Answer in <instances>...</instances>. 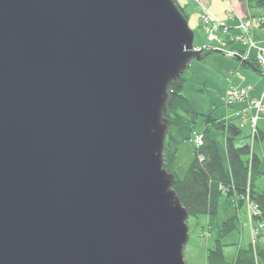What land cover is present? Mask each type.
Wrapping results in <instances>:
<instances>
[{"label":"water","instance_id":"obj_1","mask_svg":"<svg viewBox=\"0 0 264 264\" xmlns=\"http://www.w3.org/2000/svg\"><path fill=\"white\" fill-rule=\"evenodd\" d=\"M194 42L173 0H0V264H186L164 149Z\"/></svg>","mask_w":264,"mask_h":264},{"label":"trees","instance_id":"obj_2","mask_svg":"<svg viewBox=\"0 0 264 264\" xmlns=\"http://www.w3.org/2000/svg\"><path fill=\"white\" fill-rule=\"evenodd\" d=\"M242 1L247 2L250 10L257 15L264 30V0ZM178 6L184 12L183 6ZM214 53L219 51L211 50L206 55ZM253 66L258 74L262 73L257 64ZM188 81L181 79L169 90L166 118L170 125L165 141L164 166L175 175L173 189L188 211L189 219L196 220L198 224L200 217L208 220L206 227L200 226L214 237V245L207 252L206 264H264V184L259 186L257 182L264 176L263 162L250 145H237L242 136L237 119L217 115L215 108L204 114L197 111L186 95L190 85ZM194 90L198 94L206 93L197 86ZM200 120L202 130L197 128ZM256 135L257 143L261 132H256ZM187 142L193 143L194 158L185 176L180 178L175 168L179 148ZM248 203L256 207L251 218L259 229L257 240L260 244L254 246L250 242L245 248L240 246L239 239L233 242L225 240L239 230L240 210ZM229 211H233L230 216ZM234 247L236 255L230 259L226 249Z\"/></svg>","mask_w":264,"mask_h":264},{"label":"rangeland","instance_id":"obj_3","mask_svg":"<svg viewBox=\"0 0 264 264\" xmlns=\"http://www.w3.org/2000/svg\"><path fill=\"white\" fill-rule=\"evenodd\" d=\"M173 2L183 16H185V14L187 15L189 26L195 33V45L199 47L210 43V40H214L215 36L218 39L222 38L226 33L218 31L214 25H211L212 23L208 24L204 21L203 15L205 13L208 14L210 19H215V17L209 12V9L218 13H221L223 9H229L228 11L230 12L233 9L236 15L245 18L249 24L247 28L248 34L243 36L246 39V44L242 42L237 43L239 48L231 53V57L228 54L223 55L219 52L210 55L211 59L205 63L193 61L191 69H193L194 72L203 77L205 76L207 79L217 83L220 87H225L232 84L237 78L243 79L242 76L245 73H250L252 70L255 71L256 75L259 77L260 86L264 84V66L263 64L260 65V62L264 61V42L262 41V45L257 43V41H260L258 18L257 15L250 10L247 2L240 0H231L229 3L223 0H191V2L189 0H173ZM178 4L183 6L185 14ZM187 17L185 16V19H187ZM196 46H194L195 51H197ZM217 47L226 49V45L221 43H219ZM216 51L218 52V49H216ZM205 55L204 52L203 59ZM255 55L259 56V60L256 61L255 64H257L260 70H262L261 74H258L254 69H247L245 67L247 66L246 62L249 63ZM191 69L190 71H192ZM238 69L239 73L237 72ZM187 75L188 73H185L184 77H187ZM205 92V94H198L193 87L189 85L187 87V93H185L192 101L197 111L203 114L209 112L212 108V96L217 100V107L215 109L216 114H221V112H224V109L226 110L230 107L237 115H241L240 121L244 124L246 129L242 130V136L237 141V145L244 146L252 144V140L256 137L255 133H253L254 136L249 139V131L257 129L256 125L258 124L259 127H262L264 124V90L258 99L261 103L260 107L256 106V94L251 93L250 90L244 88L239 89L233 87L229 89L224 97V101L218 92H214L213 94H210L209 91ZM197 128L198 130H202L201 120L198 122ZM193 158V143L187 142L182 144L179 148L175 168V171L180 178L185 176L191 166ZM257 182L259 186L264 184V176L260 177ZM232 212L233 211H229L228 216H230ZM246 212L247 205L245 204L240 210V228L235 234L226 239V242H233L234 240L239 239V242L241 243L240 246L245 248L248 247L250 242H252L254 246L260 244L259 239L257 240L259 229H256V226L253 228L250 227V221L247 218L248 214H246ZM205 219L206 217H200L198 220L199 224L196 220H188L189 240L184 250V261L186 264H206L207 252L214 245V237L207 233V230L204 231L203 228H200V226L206 227L208 220ZM236 251L235 247L232 249H226L228 258L231 259L235 257Z\"/></svg>","mask_w":264,"mask_h":264},{"label":"crops","instance_id":"obj_4","mask_svg":"<svg viewBox=\"0 0 264 264\" xmlns=\"http://www.w3.org/2000/svg\"><path fill=\"white\" fill-rule=\"evenodd\" d=\"M240 1H242V0H240ZM227 10H229V9H223V11L221 13H218V12H214L213 10L209 9V12L215 17L217 22L222 23V22L227 21V15H226ZM240 18H242V17H240ZM242 19H245V18H242ZM259 32H260V41H257V43L262 45L263 44L262 41L264 42V40H263L264 36H263V32L261 31L260 27H259ZM223 37L224 36H222V38ZM223 44L226 45L227 50L236 51L237 50L236 48H239L238 45H236V44H233V45H230L227 43H223ZM212 45H217V44L213 43ZM215 49H216V47H215ZM247 69H250V68H247ZM237 72L239 73V69L237 70ZM242 78L243 79H238V78L235 79L232 82V84H229L228 86L220 87L217 83L211 81L210 79H207L205 76L203 77V76L197 74L193 70L190 71L186 77V79L189 80L188 82H189L190 86L193 87V89H195L196 88L195 86H197L200 89L203 88L205 91H209L210 94H213L214 92L215 93L218 92L219 95L223 98V101L225 100L224 97H225L227 91L233 87H236L239 89L244 88V89L250 90L251 93L256 94V98L259 99L260 94L264 90V84L262 86H260V83H259L260 79L256 75V72L251 70L250 73H245L242 76ZM211 99H213L212 100V107H214V106L217 107V100L215 98H213L212 96H211ZM224 111L230 117H232V115L234 113V111L230 107H228L226 110L224 109ZM258 129L261 132V139H260V141H258L256 143L254 152L259 156V158L263 162L262 164L264 166V124L262 127L258 126Z\"/></svg>","mask_w":264,"mask_h":264},{"label":"built area","instance_id":"obj_5","mask_svg":"<svg viewBox=\"0 0 264 264\" xmlns=\"http://www.w3.org/2000/svg\"><path fill=\"white\" fill-rule=\"evenodd\" d=\"M203 19H204V21L207 22V23L212 21V19H210V18L208 17V14H207V13H205V14L203 15ZM238 28H239V30H241V31H243L244 33H246V35L248 34L247 27H246L243 23H241V24L238 26ZM226 31H227V30H226ZM240 41H241L242 43L246 44V39H245V38L240 37ZM258 60H259V56H258ZM261 64H263V66H264V61L260 62V65H261ZM256 106L260 107V106H261V103H260V102H256ZM243 125H244V124H243ZM253 133H255V130L253 131ZM253 135H254V134H253ZM250 210H251V212L253 213V211H256V207L253 206V205H250Z\"/></svg>","mask_w":264,"mask_h":264}]
</instances>
